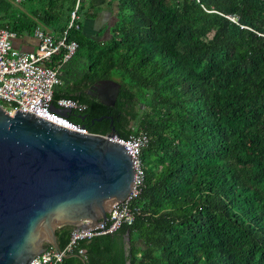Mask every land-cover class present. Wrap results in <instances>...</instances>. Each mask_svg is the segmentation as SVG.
<instances>
[{"label":"trees","instance_id":"obj_1","mask_svg":"<svg viewBox=\"0 0 264 264\" xmlns=\"http://www.w3.org/2000/svg\"><path fill=\"white\" fill-rule=\"evenodd\" d=\"M18 1L34 7L0 0V27L16 35H58L77 16L52 94L84 104L67 119L149 138L131 224L79 241L62 264H264V0ZM105 8L113 21L95 36H107L86 35ZM100 79L119 83L112 106L86 92Z\"/></svg>","mask_w":264,"mask_h":264},{"label":"water","instance_id":"obj_2","mask_svg":"<svg viewBox=\"0 0 264 264\" xmlns=\"http://www.w3.org/2000/svg\"><path fill=\"white\" fill-rule=\"evenodd\" d=\"M118 89L115 80L100 79L91 95L112 106ZM50 109L66 118L69 113ZM113 136V127L105 134L79 133L0 106V264H28L47 247L58 250L60 229L101 223L103 232L110 225V203L127 196L133 174Z\"/></svg>","mask_w":264,"mask_h":264},{"label":"built area","instance_id":"obj_3","mask_svg":"<svg viewBox=\"0 0 264 264\" xmlns=\"http://www.w3.org/2000/svg\"><path fill=\"white\" fill-rule=\"evenodd\" d=\"M79 0L75 1V7ZM77 16L72 11L66 28L58 35H52L36 25L32 36L36 46L31 51H20L14 48L12 42L15 31L0 27V106L9 114L15 109L29 112L52 124L79 133L88 132L82 125L75 124L53 111L50 106L66 108L80 113L84 104L70 97H57L52 101L54 87L60 85V67L73 54L76 43L68 38L67 29L74 24ZM121 144L127 151L132 165V182L127 196L120 202H112L106 213L110 225L100 232L101 223L73 230L70 228L67 242L58 250L47 247L34 256L28 264H62L63 256L70 254L79 241L93 236L111 233L121 225H129L138 213V207L133 201L139 196L143 187L144 172L139 158L140 150L147 146L149 138L143 131H138L126 137L110 138ZM82 249H77L81 254Z\"/></svg>","mask_w":264,"mask_h":264},{"label":"rangeland","instance_id":"obj_4","mask_svg":"<svg viewBox=\"0 0 264 264\" xmlns=\"http://www.w3.org/2000/svg\"><path fill=\"white\" fill-rule=\"evenodd\" d=\"M6 1L13 9H15L17 12H28V10L32 7H34V4L27 3V2H19L18 0H3ZM100 0H96L98 2ZM87 5V0H84V7ZM102 7H105L104 4L101 5ZM104 13L98 15L97 19L93 21L83 22V25L85 29L83 30L84 33L88 36H92L96 39L104 38L107 36V33L104 32L101 36H95L96 30L101 26L102 24H111L113 21V11L107 10L106 8L103 10ZM43 30L47 31L45 28H42ZM116 81V80H115ZM142 107V105H140Z\"/></svg>","mask_w":264,"mask_h":264},{"label":"crops","instance_id":"obj_5","mask_svg":"<svg viewBox=\"0 0 264 264\" xmlns=\"http://www.w3.org/2000/svg\"><path fill=\"white\" fill-rule=\"evenodd\" d=\"M104 13L103 11L101 14ZM91 22V20H90ZM94 22V20H93ZM14 48L20 51H31L36 46V39L32 36V32L20 33L16 35L12 42ZM80 256V255H79Z\"/></svg>","mask_w":264,"mask_h":264},{"label":"flooded vegetation","instance_id":"obj_6","mask_svg":"<svg viewBox=\"0 0 264 264\" xmlns=\"http://www.w3.org/2000/svg\"><path fill=\"white\" fill-rule=\"evenodd\" d=\"M94 83L95 82H93V83H91L90 85H88V87H87V89H86V92L90 95V96H92L91 94H92V86L94 85ZM93 97V96H92ZM104 118L106 117V116H103ZM110 117V116H109ZM84 118V115H82V117H80V119H83ZM99 121V120H98Z\"/></svg>","mask_w":264,"mask_h":264}]
</instances>
